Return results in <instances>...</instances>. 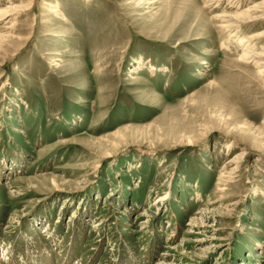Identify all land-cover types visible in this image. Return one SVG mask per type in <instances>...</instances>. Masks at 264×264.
Listing matches in <instances>:
<instances>
[{
  "label": "rangeland",
  "instance_id": "rangeland-1",
  "mask_svg": "<svg viewBox=\"0 0 264 264\" xmlns=\"http://www.w3.org/2000/svg\"><path fill=\"white\" fill-rule=\"evenodd\" d=\"M216 1L0 0V264H264V0Z\"/></svg>",
  "mask_w": 264,
  "mask_h": 264
},
{
  "label": "bare ground",
  "instance_id": "bare-ground-1",
  "mask_svg": "<svg viewBox=\"0 0 264 264\" xmlns=\"http://www.w3.org/2000/svg\"><path fill=\"white\" fill-rule=\"evenodd\" d=\"M204 1L208 4V6H211V2L216 1V0H204ZM217 1H221V0H217ZM234 1L235 0H233L232 3H234ZM217 3H219V2H217ZM53 13H56L57 15H61L58 11H53ZM258 14H259V16H256ZM226 18H228L229 22H232V24L240 23V21L242 22V20H245V21H253V20H257L258 18L264 19V1L261 2V3L256 4L251 9H248L247 10V13L243 14L241 18H238V17H230V16H228ZM256 56H253V58L256 57ZM245 154H246V152L239 153L236 156V159L239 158V157H241V156H243V155H245Z\"/></svg>",
  "mask_w": 264,
  "mask_h": 264
}]
</instances>
